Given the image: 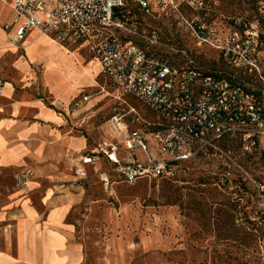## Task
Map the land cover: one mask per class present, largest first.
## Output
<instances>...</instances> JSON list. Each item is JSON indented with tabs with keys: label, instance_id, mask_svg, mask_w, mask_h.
Segmentation results:
<instances>
[{
	"label": "rangeland",
	"instance_id": "rangeland-1",
	"mask_svg": "<svg viewBox=\"0 0 264 264\" xmlns=\"http://www.w3.org/2000/svg\"><path fill=\"white\" fill-rule=\"evenodd\" d=\"M261 1L153 0L145 13L134 0H124L130 19L156 28L166 42L184 46L206 66L216 64V53L198 46L191 28L200 23L227 29L234 20L252 21L261 13ZM64 50L53 58L58 89L79 78L88 83L82 72L94 75L74 99L83 104L75 118L86 117L80 129L88 140L86 153L93 156L82 165L86 176L78 181L83 201L68 218L81 246V264H264V137L253 146L237 137L223 138L209 154L156 175L153 165L168 157L151 139L146 151L129 149L126 142L134 130L144 133L148 123L157 122L156 114L127 97L137 115L124 108L128 129L119 136L109 124L113 100L99 90L98 63L84 50ZM261 69L264 76V63ZM110 143L117 146L121 164L150 157L151 170L127 183L103 152ZM248 226L254 234L250 245Z\"/></svg>",
	"mask_w": 264,
	"mask_h": 264
},
{
	"label": "built area",
	"instance_id": "built-area-1",
	"mask_svg": "<svg viewBox=\"0 0 264 264\" xmlns=\"http://www.w3.org/2000/svg\"><path fill=\"white\" fill-rule=\"evenodd\" d=\"M1 1L14 11L12 22L4 25L6 30L13 28L14 43L37 30L61 46L85 50L99 64V90L113 100L109 124L119 136L128 129L124 108L137 115L127 97L156 114L158 121L148 123L144 133L134 130L126 138L129 149L144 151L151 139L168 157L153 165L156 175L209 154L223 138L237 137L253 146L256 138L264 137L263 1L252 21L234 20L227 29L200 23L191 28L197 45L216 53L211 66L192 57L184 46L166 42L156 28L130 19L124 0ZM134 1L140 11L150 12L153 0ZM116 150L110 143L103 152L127 183L151 170L150 157L147 162L121 164ZM92 159L82 156L75 174L85 177L82 165ZM31 176V171L22 172L18 184L25 186Z\"/></svg>",
	"mask_w": 264,
	"mask_h": 264
},
{
	"label": "crops",
	"instance_id": "crops-1",
	"mask_svg": "<svg viewBox=\"0 0 264 264\" xmlns=\"http://www.w3.org/2000/svg\"><path fill=\"white\" fill-rule=\"evenodd\" d=\"M13 17L0 0V264H81L68 218L84 198L74 167L89 144L80 129L86 117L75 118L83 104L74 99L94 75L82 72L88 83L79 78L58 89L53 58L74 46L37 30L14 43L13 28H4ZM27 170L31 178L19 185Z\"/></svg>",
	"mask_w": 264,
	"mask_h": 264
},
{
	"label": "trees",
	"instance_id": "trees-1",
	"mask_svg": "<svg viewBox=\"0 0 264 264\" xmlns=\"http://www.w3.org/2000/svg\"><path fill=\"white\" fill-rule=\"evenodd\" d=\"M264 2V0H262ZM132 12L129 13L128 16H131ZM241 142V140H239ZM253 228L248 226V231L246 232L245 239L248 241L249 245L253 241Z\"/></svg>",
	"mask_w": 264,
	"mask_h": 264
}]
</instances>
